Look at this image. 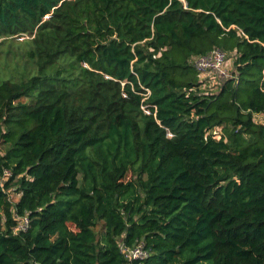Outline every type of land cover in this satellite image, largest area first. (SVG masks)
I'll return each instance as SVG.
<instances>
[{"label":"trees","instance_id":"16d2710c","mask_svg":"<svg viewBox=\"0 0 264 264\" xmlns=\"http://www.w3.org/2000/svg\"><path fill=\"white\" fill-rule=\"evenodd\" d=\"M24 35L0 264H264V0H0V45ZM214 49L236 77L210 92Z\"/></svg>","mask_w":264,"mask_h":264},{"label":"built area","instance_id":"2783aa9c","mask_svg":"<svg viewBox=\"0 0 264 264\" xmlns=\"http://www.w3.org/2000/svg\"><path fill=\"white\" fill-rule=\"evenodd\" d=\"M194 68L198 73L203 75V77L208 78L209 82H214L217 85H219V80H228V79H235V75L233 70L229 68V63L227 61L226 53L221 51L220 49H214L207 53L206 55L199 56L193 60ZM216 88V87H214ZM218 90V89H217ZM149 93L146 92L144 95L145 98L143 101L147 98V95ZM142 111L149 115V112L147 110L146 105L141 106ZM171 135L169 134V137ZM10 173L5 171L4 172V178L9 177ZM28 226V220L26 218H22L19 221V224L16 231H24ZM124 248V247H123ZM125 257L129 260H138V259H145L147 258V251L144 250L143 246L141 244L135 245L130 249H122Z\"/></svg>","mask_w":264,"mask_h":264},{"label":"rangeland","instance_id":"374dc122","mask_svg":"<svg viewBox=\"0 0 264 264\" xmlns=\"http://www.w3.org/2000/svg\"><path fill=\"white\" fill-rule=\"evenodd\" d=\"M31 39H33V37L24 35L23 37L16 39L17 41H6L0 45V79H8L11 78L10 75L15 76L22 72L23 63L28 61L26 56L28 47L24 45V43ZM226 56L229 63V68H231L234 58L233 56L230 57V55L227 53ZM203 87L205 89L201 88L202 90H207L210 92H215L218 89V85H216V83L209 81H206ZM254 120L256 123H263L264 116H257L254 118ZM0 150H3V147H0ZM16 199H18V197H16Z\"/></svg>","mask_w":264,"mask_h":264}]
</instances>
